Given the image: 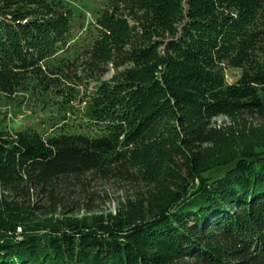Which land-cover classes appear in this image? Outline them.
<instances>
[{
    "label": "trees",
    "instance_id": "trees-1",
    "mask_svg": "<svg viewBox=\"0 0 264 264\" xmlns=\"http://www.w3.org/2000/svg\"><path fill=\"white\" fill-rule=\"evenodd\" d=\"M126 2L135 25L101 14L87 54L133 67L96 87L85 128L63 129L59 108L49 131L0 127V264H264V125H211L264 112V0ZM80 14L72 0H0V93L58 82L88 33ZM123 173L145 187L114 215L53 216L87 176Z\"/></svg>",
    "mask_w": 264,
    "mask_h": 264
},
{
    "label": "rangeland",
    "instance_id": "rangeland-1",
    "mask_svg": "<svg viewBox=\"0 0 264 264\" xmlns=\"http://www.w3.org/2000/svg\"><path fill=\"white\" fill-rule=\"evenodd\" d=\"M72 2L80 8L79 19L83 25L88 27L87 35L85 32H82L83 35H79V28L74 34L77 36L75 46L82 45L83 47L78 48V51L72 56H67L65 52L62 53L65 58H70L65 62L67 66L63 67L61 75L57 76L58 82L47 84V87L43 86V89L41 87V95L38 97L23 98L21 94L11 97L0 93V127H5L10 134L26 126L43 132L49 131L47 118L59 116L58 108L63 110L66 117L64 121H61L63 129L85 128L79 117L96 87L103 82L113 80L114 77H119L125 69L133 67L130 62L118 66L122 60L121 54L116 57L117 54L113 53L108 57L110 59L107 58L106 50L99 51L93 57L87 54L95 42L96 29L94 27L101 14L117 9V14L122 19H125L130 25H135L134 18L136 16L130 15L126 0H92L90 10L83 9L79 4L80 0H72ZM83 37H86V40H83ZM166 39H168L167 36L154 37L153 41L161 43ZM45 73L49 76L47 71ZM225 75L229 82H234L239 76V70L225 67ZM211 125L217 130L258 128L264 125V112L262 114L258 112L245 114L237 123L224 116H218L212 120ZM84 185L82 188L79 186L71 188L70 195H67V200H69L66 201L67 207L56 210L53 215L55 218L66 217L69 209L73 211L70 215L74 217L114 215L121 210L128 199H134L135 195L145 187L143 182L128 177L126 173L117 174L107 179L98 175H89ZM27 197V202L31 206H43L39 211H34V215L41 218L42 216L38 214L42 215L47 211V199L43 196L42 198L38 191L33 189L31 192L29 191ZM11 199L10 193L0 190V203Z\"/></svg>",
    "mask_w": 264,
    "mask_h": 264
}]
</instances>
